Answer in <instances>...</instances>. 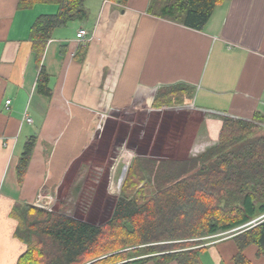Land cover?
Returning <instances> with one entry per match:
<instances>
[{
    "label": "crops",
    "instance_id": "crops-1",
    "mask_svg": "<svg viewBox=\"0 0 264 264\" xmlns=\"http://www.w3.org/2000/svg\"><path fill=\"white\" fill-rule=\"evenodd\" d=\"M18 1L0 0V264H16L26 249L14 234L12 210L38 207L42 189L55 194L113 114L162 111L152 106L159 88L193 87L189 102L173 106L161 154L168 144L181 151L216 144L222 116L264 115V0H224L201 30L148 14L149 0H85V17L56 28L46 42L39 67L48 75L49 96L37 91L39 67L28 36L35 18L57 6L18 8ZM80 28L83 41L76 37ZM184 122L189 137L180 140L174 127ZM32 136L20 181L16 166ZM232 236L205 244L202 264H234ZM257 250L244 248L250 264H264Z\"/></svg>",
    "mask_w": 264,
    "mask_h": 264
},
{
    "label": "trees",
    "instance_id": "trees-1",
    "mask_svg": "<svg viewBox=\"0 0 264 264\" xmlns=\"http://www.w3.org/2000/svg\"><path fill=\"white\" fill-rule=\"evenodd\" d=\"M223 1L149 0L146 12L201 30ZM84 2L18 1V8L37 3L57 6L56 13L39 15L31 24L28 38L36 66L53 31L85 17ZM37 91L51 94L42 67ZM192 94L193 87L186 84L167 86L156 93L152 105L160 108L187 103ZM217 130V143L196 157L156 158L154 153L134 158L112 214L103 223L72 216L67 213L69 206L62 203L51 211L31 204L15 207L11 212L17 220L14 234L26 245L16 264H142L153 259L156 264H202L200 252L214 239L211 236L264 214V115L227 117ZM154 138L159 155L163 143L158 139H162ZM33 145L32 136L19 156L16 170L20 181ZM83 169L85 164L80 173ZM233 234L237 245L234 264H250L243 253L249 244L264 256V218Z\"/></svg>",
    "mask_w": 264,
    "mask_h": 264
},
{
    "label": "rangeland",
    "instance_id": "rangeland-1",
    "mask_svg": "<svg viewBox=\"0 0 264 264\" xmlns=\"http://www.w3.org/2000/svg\"><path fill=\"white\" fill-rule=\"evenodd\" d=\"M163 88H159L158 91ZM158 91L155 92L153 100ZM152 106L155 108L157 105ZM160 108L164 109L162 111H149L143 108L128 109L107 118L103 128L95 135L80 160L73 165L56 193L49 195L42 189V194L45 195L37 198L38 203L49 206L38 208L51 211L58 208L62 203L67 207L69 206L67 213L72 216L95 224L105 222L111 216L114 203L120 196L132 160L137 156L157 154L158 150H155L156 146L153 144L155 142L154 136L162 139H158V142L161 141L159 144L164 143L166 140L163 141V139L168 137V127L175 118L176 109L172 105ZM227 117L222 116L221 121ZM185 126L186 122L183 123L181 129L174 127L180 131L178 135L180 140H186L189 137ZM214 126L210 127V131L213 130ZM185 133L186 135H184ZM169 139L172 140V138ZM168 145L171 148L164 150L162 154L160 148V154L153 156L156 158H166L173 155L196 157L211 147L201 151H181L177 144ZM150 148H153V151ZM80 163L85 164L82 173H80L82 164L78 169ZM79 174L81 175L79 176ZM78 183L79 188L76 189ZM262 218H264V214L257 219ZM245 229L247 228L243 230ZM239 230L231 229L229 233L232 234ZM206 238L208 237L203 239L206 240ZM154 263L156 264V259H154Z\"/></svg>",
    "mask_w": 264,
    "mask_h": 264
},
{
    "label": "built area",
    "instance_id": "built-area-1",
    "mask_svg": "<svg viewBox=\"0 0 264 264\" xmlns=\"http://www.w3.org/2000/svg\"><path fill=\"white\" fill-rule=\"evenodd\" d=\"M85 35H86V31L84 30V29H82V28H80L78 31H77V33H76V37L78 38V40L79 41H83L84 40V38H85ZM9 103V100H7L6 101V104H8ZM27 120L29 121V118H27ZM40 197V196H39ZM38 197V198H39ZM39 201L37 200L36 201V205L38 206V207H42V208H46V207H48V206H43L42 204H39L38 203ZM258 219H256V220H254V221H250V222H248V223H246V224H244V225H241V226H238V227H236V228H234L235 230L236 229H240L239 231H241V230H243L244 228H247V227H249V226H251L252 224H254L256 221H257ZM241 228H243V229H241ZM239 231H237V232H239ZM229 232H231L230 230L229 231H226V232H222V233H219V234H215V235H213V236H211V237H216V236H224V237H228V236H230V235H234L233 233L232 234H230ZM237 232H235V233H237Z\"/></svg>",
    "mask_w": 264,
    "mask_h": 264
},
{
    "label": "water",
    "instance_id": "water-1",
    "mask_svg": "<svg viewBox=\"0 0 264 264\" xmlns=\"http://www.w3.org/2000/svg\"><path fill=\"white\" fill-rule=\"evenodd\" d=\"M123 175H124V171H123ZM123 175H122V176H123ZM254 220H256V219H254ZM254 220H251V222L254 221ZM256 222H257V221H256ZM256 222H255L254 224H256ZM254 224H252L251 226H253Z\"/></svg>",
    "mask_w": 264,
    "mask_h": 264
}]
</instances>
